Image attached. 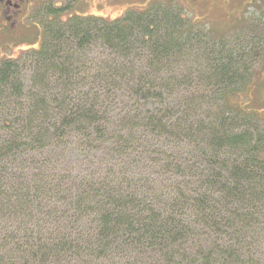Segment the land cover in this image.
<instances>
[{"label":"trees","instance_id":"trees-1","mask_svg":"<svg viewBox=\"0 0 264 264\" xmlns=\"http://www.w3.org/2000/svg\"><path fill=\"white\" fill-rule=\"evenodd\" d=\"M71 9L0 60V264H264L252 50L172 1Z\"/></svg>","mask_w":264,"mask_h":264},{"label":"rangeland","instance_id":"rangeland-1","mask_svg":"<svg viewBox=\"0 0 264 264\" xmlns=\"http://www.w3.org/2000/svg\"><path fill=\"white\" fill-rule=\"evenodd\" d=\"M48 0H30L28 15L16 32L0 37V60L15 58L28 44L37 42L40 32L36 9ZM57 5L69 2L73 11L101 15L115 19L129 9H143L154 0H52ZM177 3L185 16L205 25L218 35L238 36L239 44L246 45L254 55L243 59L252 65V78L248 98H244L254 110L264 111V0H211L193 2L192 0H164ZM44 2V3H43ZM238 41V40H233ZM38 45L35 44V47ZM246 61V62H247ZM247 62V63H248Z\"/></svg>","mask_w":264,"mask_h":264},{"label":"flooded vegetation","instance_id":"flooded-vegetation-1","mask_svg":"<svg viewBox=\"0 0 264 264\" xmlns=\"http://www.w3.org/2000/svg\"><path fill=\"white\" fill-rule=\"evenodd\" d=\"M192 1L208 3L211 0ZM29 3L30 0H0V37L18 31L23 18L28 15Z\"/></svg>","mask_w":264,"mask_h":264}]
</instances>
